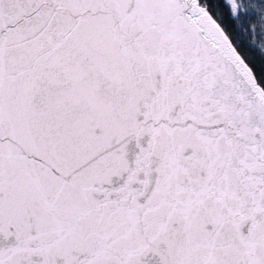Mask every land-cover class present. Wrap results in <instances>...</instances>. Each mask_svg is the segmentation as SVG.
I'll list each match as a JSON object with an SVG mask.
<instances>
[{
	"label": "snow or ice",
	"instance_id": "1",
	"mask_svg": "<svg viewBox=\"0 0 264 264\" xmlns=\"http://www.w3.org/2000/svg\"><path fill=\"white\" fill-rule=\"evenodd\" d=\"M0 264H264V0H0Z\"/></svg>",
	"mask_w": 264,
	"mask_h": 264
}]
</instances>
